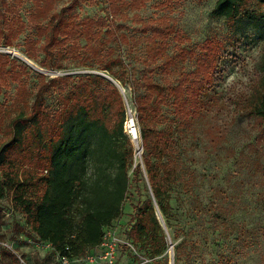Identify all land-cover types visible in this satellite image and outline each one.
<instances>
[{"label": "rangeland", "instance_id": "rangeland-1", "mask_svg": "<svg viewBox=\"0 0 264 264\" xmlns=\"http://www.w3.org/2000/svg\"><path fill=\"white\" fill-rule=\"evenodd\" d=\"M116 1L119 14L113 18L112 0H98L95 5L88 0H0V12L9 21L15 20L18 34L12 47L0 46V54L28 67L30 90L38 74L48 80L72 76V86L81 76L92 74L114 84L106 73L93 71L98 68L96 59L80 49L67 55L62 70L39 65L45 59L41 47L46 39L38 31L54 14L63 12L78 23L86 19L103 22V27H96L100 38L93 44L104 51L114 50L112 57L119 63L109 74L125 82L124 92L116 86L125 110L127 102H133L135 80L148 70L156 82L177 85L183 74L193 73L206 58L202 49L206 41L221 44L214 82L202 95L203 114L194 120L181 119L169 104L152 120L156 130L172 141L167 160L178 172L172 182V228L166 229L169 250L153 258L127 238L137 205L150 193L142 140L140 153L131 141L134 156L129 161L123 215L104 228L102 243L74 264H171L172 260L173 264H264V125L245 108L248 100L264 93V30L249 22L250 17L264 13V3L247 0L239 19L228 22L211 15L217 0ZM78 42L84 47L87 41L82 37ZM26 52L35 54L36 60ZM61 93L54 88L47 95L51 111L57 109ZM16 96L17 84L9 75L0 76V145L8 139L7 124ZM94 164L99 165L92 163V170ZM110 171L115 172L114 168ZM60 257L31 230L10 196H0V264H61Z\"/></svg>", "mask_w": 264, "mask_h": 264}, {"label": "trees", "instance_id": "trees-1", "mask_svg": "<svg viewBox=\"0 0 264 264\" xmlns=\"http://www.w3.org/2000/svg\"><path fill=\"white\" fill-rule=\"evenodd\" d=\"M97 1L88 0L91 5ZM246 1L217 0L211 15L237 21ZM110 7L112 17H117V1L112 0ZM250 18L251 25L264 30V13ZM15 24V20L9 21L0 12V46H13L18 35ZM103 26V22L93 19L78 23L63 12L54 14L38 31L46 39L41 47L45 59L40 67L62 70L67 55L80 49L96 59L98 68L93 71L106 73L125 88L124 81L109 74L119 63L112 57L114 50L104 51L93 44L100 38L96 27ZM82 37L87 41L84 47L78 42ZM202 49L206 58L193 73L183 74L177 85L156 82L152 70L134 82L132 104L137 113L150 193L137 205L127 238L153 258L162 257L169 250L166 229L172 228V182L178 172L167 160L172 141L165 132L156 130L152 120L161 115L162 106L169 104L181 119L194 120L203 114L202 95L214 82L221 44L208 40ZM181 54L184 56L183 51ZM26 56L37 58L32 52H26ZM5 75L17 84V96L9 114L8 139L0 145V196H10L14 208L25 216L42 242L53 246L60 255L80 257L102 243L104 228L124 212L134 147L124 132L126 110L121 92L93 74L81 76L74 86L72 76L48 80L38 74L34 90H30L26 82L28 67L0 54V76ZM54 88L62 93L57 109L51 111L47 95ZM245 108L264 125V93L248 100ZM92 163L99 165L94 164L92 170ZM135 173L138 177L142 174L140 165ZM173 237L176 238L175 233ZM180 246L175 248L177 261Z\"/></svg>", "mask_w": 264, "mask_h": 264}, {"label": "built area", "instance_id": "built-area-1", "mask_svg": "<svg viewBox=\"0 0 264 264\" xmlns=\"http://www.w3.org/2000/svg\"><path fill=\"white\" fill-rule=\"evenodd\" d=\"M126 122H125V131L132 142L137 144L136 150L140 153L142 151V147H140V131L137 122V113L136 109L132 103L126 104ZM50 245V244H49ZM61 264H74L79 262V258H71L68 255H61L60 257Z\"/></svg>", "mask_w": 264, "mask_h": 264}, {"label": "bare ground", "instance_id": "bare-ground-1", "mask_svg": "<svg viewBox=\"0 0 264 264\" xmlns=\"http://www.w3.org/2000/svg\"><path fill=\"white\" fill-rule=\"evenodd\" d=\"M15 56H17V58L21 59L22 61L26 62L27 64L34 66L33 63L29 59H27L25 56H23L21 54H15ZM106 78L111 80L115 84V86H117L118 88H121V90H123V92L125 91V88L118 81H116L115 79H113L107 75H106Z\"/></svg>", "mask_w": 264, "mask_h": 264}, {"label": "water", "instance_id": "water-1", "mask_svg": "<svg viewBox=\"0 0 264 264\" xmlns=\"http://www.w3.org/2000/svg\"><path fill=\"white\" fill-rule=\"evenodd\" d=\"M105 77H106V75H104ZM171 249H173V245H171ZM174 263V261L172 260V262H171V264H173Z\"/></svg>", "mask_w": 264, "mask_h": 264}]
</instances>
